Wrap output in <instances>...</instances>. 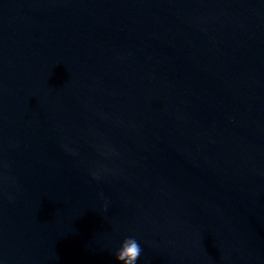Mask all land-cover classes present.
I'll use <instances>...</instances> for the list:
<instances>
[{"label":"water","instance_id":"water-1","mask_svg":"<svg viewBox=\"0 0 264 264\" xmlns=\"http://www.w3.org/2000/svg\"><path fill=\"white\" fill-rule=\"evenodd\" d=\"M125 237L264 264V0H0V258Z\"/></svg>","mask_w":264,"mask_h":264},{"label":"clouds","instance_id":"clouds-1","mask_svg":"<svg viewBox=\"0 0 264 264\" xmlns=\"http://www.w3.org/2000/svg\"><path fill=\"white\" fill-rule=\"evenodd\" d=\"M96 175V173H94ZM134 247V253L129 256L127 248L129 245ZM141 254V246L134 237H125L119 247L115 250V257L117 261L123 262V264H137L138 257ZM0 264H4V260L0 258Z\"/></svg>","mask_w":264,"mask_h":264}]
</instances>
